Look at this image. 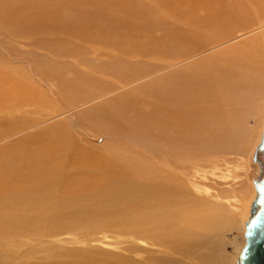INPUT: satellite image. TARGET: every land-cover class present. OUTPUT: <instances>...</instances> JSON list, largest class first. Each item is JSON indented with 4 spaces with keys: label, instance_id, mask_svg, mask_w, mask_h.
<instances>
[{
    "label": "bare ground",
    "instance_id": "bare-ground-1",
    "mask_svg": "<svg viewBox=\"0 0 264 264\" xmlns=\"http://www.w3.org/2000/svg\"><path fill=\"white\" fill-rule=\"evenodd\" d=\"M248 1L213 0L197 18L183 12V23L198 29L192 32L166 26L167 0H0L1 122L7 116L0 125V257L14 251L16 262L21 245L50 244L62 230L82 236L113 228L150 240L160 253L218 263L208 235L228 217L191 192L198 188L185 161L208 150L215 167L216 155L240 142L244 116L260 100L264 10ZM117 5L120 12L109 16L105 9ZM146 29L150 35L141 34ZM140 57L161 61L156 71L180 67L132 88L155 72L137 69ZM51 98L59 109L45 115L41 105L51 107ZM38 110V117L26 113ZM61 113L74 117L45 125ZM79 119L109 144L77 138L71 124Z\"/></svg>",
    "mask_w": 264,
    "mask_h": 264
},
{
    "label": "rangeland",
    "instance_id": "rangeland-1",
    "mask_svg": "<svg viewBox=\"0 0 264 264\" xmlns=\"http://www.w3.org/2000/svg\"><path fill=\"white\" fill-rule=\"evenodd\" d=\"M169 2L170 11L166 9V20L168 18V22L171 23L166 25L167 27L170 25L180 24L179 27L185 29H191L192 32L197 31V27L186 26L183 21L180 19L183 12L187 10H191L192 17L197 18L196 14H200L201 11L213 3V0H167ZM249 1L245 0L247 4ZM256 8L264 10V0H254ZM196 7V8H195ZM207 7V10H208ZM88 9L91 10L92 7L89 5ZM196 9L197 11H195ZM109 16L116 17V13L120 12L118 10V5L116 7H110L105 9ZM252 14L255 17L254 22H256L257 16L255 12L251 8ZM138 17L133 18L131 20V26L135 28L136 25H140L141 20H137ZM187 18V17H186ZM184 18V19H186ZM264 22V16L262 18ZM124 21L128 24L130 20L124 17ZM147 29L151 27L149 24H145ZM144 30L141 34L150 35L148 31ZM169 29H165L164 31H168ZM200 30V29H199ZM260 30H254L251 32L244 33L243 37H248L251 35H259L257 32ZM158 32V30H155ZM264 33V31H262ZM140 34V35H141ZM145 38V37H143ZM262 39L264 40V34L262 35ZM262 50V49H261ZM97 62V61H96ZM140 63V64H139ZM139 64V65H138ZM161 61L153 60V59H142L139 58L137 61V69H143V71H155L150 74L147 78H143L138 80L132 84V88H135L138 85L146 83L148 81L159 79L168 72L176 71L179 68V65L168 66L164 69L156 71V68L160 66ZM14 66V65H13ZM15 66L19 67L20 64L17 62ZM140 66V67H139ZM142 66V67H141ZM157 66V67H156ZM82 67V66H81ZM150 67V68H149ZM154 67V69H152ZM25 70L26 74L28 71L22 66ZM88 67L84 66L82 69L86 70ZM29 75V74H28ZM258 80L262 79L261 76L257 78ZM264 82V79L263 81ZM254 84L257 85L256 82ZM128 87V86H127ZM131 87V86H130ZM129 87V88H130ZM126 88V87H125ZM40 85V90H41ZM119 90V89H118ZM117 90V95L120 94V90ZM127 90V88H126ZM125 90V91H126ZM262 94L258 103H255L251 106L248 111V115L244 116L243 119V131L240 136V142L237 141L235 145H232L231 148H227L224 151H220L215 157L216 162H218L215 167L210 166L212 160H209L213 155L211 151H191L193 157H198L197 160V170H194L192 173V167L195 160L191 159L190 161H185L186 166H189L187 172L190 173V180L194 181L197 185L198 191H194L189 184L186 183V186H189L191 192L205 199L213 208V211H216V206L220 208L223 207L225 211L224 214L227 215L228 220L223 221V223H219L218 229L209 231V235L211 237V242L213 243L214 250L211 252L213 256H217L216 260L219 264H237L236 258L238 252L243 244V222L248 215L249 203L254 194V188L252 179L255 177L258 171L257 162L253 161L252 153L256 143L259 140V135L264 123V88L262 87ZM45 92L44 90H42ZM115 91L106 94L100 97L95 103L88 105L87 107L82 108L87 109L100 104L105 103L110 97H113ZM253 96V95H252ZM51 107H44L42 104L41 112L46 113L48 115L52 110L57 111L59 106L54 100L51 98ZM52 110H51V109ZM81 109V110H82ZM252 109V110H251ZM258 110V111H257ZM60 112V111H58ZM30 116L38 117L39 110L36 114L32 112H26ZM76 115L79 114V111H75ZM69 114V113H68ZM69 116L67 113H61L56 115L55 118H50L46 124H50L55 121H68L70 118H73L74 115ZM46 117V116H45ZM65 117V118H64ZM79 117V115H78ZM67 118V120H66ZM80 118V117H79ZM7 119V116L1 122L4 123ZM72 119L69 121L71 122ZM83 124H78L77 120H73L74 125L71 124V132L79 139L85 140L89 145H97L104 147L105 144H109V138L103 135L104 133L96 131L90 132V128L88 129L87 125L83 122H88L86 119H79ZM96 118L91 117L90 121H94ZM68 121V122H69ZM89 121V122H90ZM69 122V123H70ZM41 125L40 127H43ZM78 127L84 129L85 134H80ZM246 127V128H245ZM82 131V130H81ZM26 132V131H23ZM252 134V135H251ZM143 138V137H140ZM124 139V138H123ZM147 139H149L147 137ZM248 141V142H247ZM128 144L137 148L135 142L130 143V139H128ZM91 143V144H90ZM129 145V146H130ZM131 148V147H130ZM144 146H140L137 150L142 151ZM145 150V149H144ZM168 153V152H167ZM164 154V151H163ZM161 155V153H160ZM144 156V155H143ZM165 157H167L164 154ZM211 156V157H208ZM147 157V156H145ZM212 165V164H211ZM207 213H212L210 210ZM113 229V228H112ZM111 228L107 230H102L98 233H86L82 235L75 233V231L71 230H62L52 236L49 242L50 244H36L33 247L29 243H24L23 246H20L19 256L16 258V263L14 261V251L9 252L11 256H6V258L0 257V264H36V263H58V264H86L87 261H93L99 264H204L199 262L196 259H192L185 257L184 255L171 254L169 251L166 254L160 253L159 250L164 248H160L151 243L150 240L145 238L142 239H130L127 235H117L114 233V230ZM217 232V233H216ZM55 239L57 241H55ZM53 240V241H52ZM37 242V241H35ZM21 243V242H20ZM19 243L14 245V248H17ZM216 245V246H215ZM31 247V248H29ZM33 247V248H32ZM219 248V249H218ZM35 249V250H34ZM24 250V252H23ZM26 250V251H25ZM28 250V251H27ZM33 250V251H31ZM39 250V251H38ZM167 250V249H165ZM42 251V252H41ZM28 255H26V253ZM37 252V253H36ZM54 252V254H53ZM31 254V255H30ZM35 254V255H34ZM168 254V255H167ZM169 257V261H160V258L157 257ZM48 257L47 259L45 257ZM13 257V258H12ZM24 257V258H23ZM51 258V259H50ZM20 260V261H19ZM22 260V262H21ZM216 261V262H217ZM90 262V263H91ZM217 263V264H218Z\"/></svg>",
    "mask_w": 264,
    "mask_h": 264
},
{
    "label": "water",
    "instance_id": "water-1",
    "mask_svg": "<svg viewBox=\"0 0 264 264\" xmlns=\"http://www.w3.org/2000/svg\"><path fill=\"white\" fill-rule=\"evenodd\" d=\"M252 159L258 163V171L252 179L254 194L243 222V244L237 264H264V123Z\"/></svg>",
    "mask_w": 264,
    "mask_h": 264
}]
</instances>
